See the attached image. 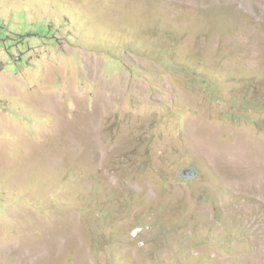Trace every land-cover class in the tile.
Returning a JSON list of instances; mask_svg holds the SVG:
<instances>
[{"label": "rangeland", "instance_id": "1", "mask_svg": "<svg viewBox=\"0 0 264 264\" xmlns=\"http://www.w3.org/2000/svg\"><path fill=\"white\" fill-rule=\"evenodd\" d=\"M0 264H264V0H0Z\"/></svg>", "mask_w": 264, "mask_h": 264}, {"label": "bare ground", "instance_id": "2", "mask_svg": "<svg viewBox=\"0 0 264 264\" xmlns=\"http://www.w3.org/2000/svg\"><path fill=\"white\" fill-rule=\"evenodd\" d=\"M200 137V136H199ZM199 148L203 151L204 154L208 156L209 159L213 160L217 165H224L226 167H231L234 170L236 166L233 165V163L237 164L240 161V157L238 155H241L252 167V169L257 168V160H251L249 158L248 154H242V153H231L229 156L228 152L226 150H221L219 147L213 143H207L202 142V144H198ZM256 161V162H255ZM52 162V161H51ZM248 165V166H250ZM238 167V166H237ZM248 169V168H247ZM249 173V172H247ZM245 177V176H244Z\"/></svg>", "mask_w": 264, "mask_h": 264}, {"label": "flooded vegetation", "instance_id": "3", "mask_svg": "<svg viewBox=\"0 0 264 264\" xmlns=\"http://www.w3.org/2000/svg\"><path fill=\"white\" fill-rule=\"evenodd\" d=\"M188 171H182L179 173L180 177H182L184 174H186Z\"/></svg>", "mask_w": 264, "mask_h": 264}]
</instances>
